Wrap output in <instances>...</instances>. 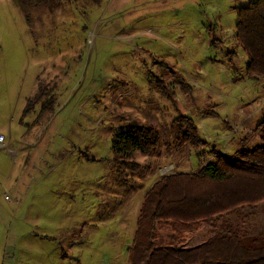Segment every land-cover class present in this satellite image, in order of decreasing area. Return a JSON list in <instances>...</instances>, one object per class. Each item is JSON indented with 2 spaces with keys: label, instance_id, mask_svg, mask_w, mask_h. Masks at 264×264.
Masks as SVG:
<instances>
[{
  "label": "rangeland",
  "instance_id": "rangeland-1",
  "mask_svg": "<svg viewBox=\"0 0 264 264\" xmlns=\"http://www.w3.org/2000/svg\"><path fill=\"white\" fill-rule=\"evenodd\" d=\"M248 1L75 0L45 11L35 32L16 0H0V264H129L144 192L161 165L196 169L215 147L233 153L261 142L264 78L244 79L235 38ZM149 70L175 90L174 102ZM41 83L54 86L52 107L39 101L24 112ZM178 110L205 143L175 144ZM130 118L173 145L162 142L159 156L138 152L157 166L116 178L112 139ZM263 221L260 210L254 223ZM209 234L208 226L187 233V246Z\"/></svg>",
  "mask_w": 264,
  "mask_h": 264
},
{
  "label": "trees",
  "instance_id": "trees-1",
  "mask_svg": "<svg viewBox=\"0 0 264 264\" xmlns=\"http://www.w3.org/2000/svg\"><path fill=\"white\" fill-rule=\"evenodd\" d=\"M16 1L29 29L35 32L43 23L45 11L75 3V0ZM235 38L246 56V75L264 78V0H250L239 6ZM155 63L174 74L167 63L159 60ZM149 81L174 102L175 90L173 94L167 90L169 84L164 77L149 70ZM177 82L184 88L180 78ZM53 89L54 86L51 89L39 84L28 98L24 112H30L39 101L44 102L43 110L52 107L49 104L54 99ZM171 127L178 147L184 144L198 147L206 142L190 114L178 110ZM256 130L261 142L254 146H240L233 153L213 149L211 158H205L197 170L175 168L153 181L141 203L129 264H264V221L258 227L255 224L260 210H264L263 206L257 207L264 200V113ZM162 142L166 150H171L173 144L163 140L154 125L127 119L112 139L115 177L135 175L142 167L153 168L154 162L157 166L152 160L146 165L141 163L136 154L141 152L147 158L159 156ZM240 219L244 220V226ZM202 226H208L209 236L187 246L186 234ZM63 254L68 255L65 250Z\"/></svg>",
  "mask_w": 264,
  "mask_h": 264
},
{
  "label": "built area",
  "instance_id": "built-area-1",
  "mask_svg": "<svg viewBox=\"0 0 264 264\" xmlns=\"http://www.w3.org/2000/svg\"><path fill=\"white\" fill-rule=\"evenodd\" d=\"M3 140H4V137H3L2 134H0V146H3L4 145ZM174 169H175V165H173V164H165V165H161L159 167L158 173L160 175H164L166 173H169L171 171H174Z\"/></svg>",
  "mask_w": 264,
  "mask_h": 264
},
{
  "label": "crops",
  "instance_id": "crops-1",
  "mask_svg": "<svg viewBox=\"0 0 264 264\" xmlns=\"http://www.w3.org/2000/svg\"><path fill=\"white\" fill-rule=\"evenodd\" d=\"M244 79H250V77L249 76H247V75H245L244 76ZM252 79H253V81H255V80H260L259 78H254V77H252ZM235 110V109H234ZM233 110V111H234ZM233 113V112H232ZM247 139L244 137L243 139H242V141H241V143H243V142H245ZM215 149H217V147H215ZM221 151H223V150H221ZM208 158H211L210 156L208 157ZM201 164H202V162H201ZM163 165H165V164H163ZM201 166V165H200ZM200 166H198L196 169H190V168H180V170H184V171H193V170H197ZM146 191H147V189H146ZM145 191V192H146ZM145 192H144V194H145ZM144 197V196H143ZM50 236H53V235H50ZM56 237V236H55ZM66 256H68V255H66ZM71 257H73V256H71Z\"/></svg>",
  "mask_w": 264,
  "mask_h": 264
}]
</instances>
